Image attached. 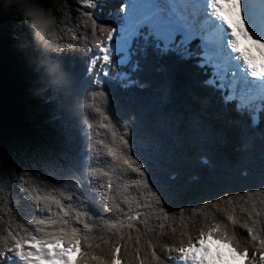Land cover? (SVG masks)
<instances>
[{"label":"trees","instance_id":"1","mask_svg":"<svg viewBox=\"0 0 264 264\" xmlns=\"http://www.w3.org/2000/svg\"><path fill=\"white\" fill-rule=\"evenodd\" d=\"M110 1L112 4L94 0V6H89L87 0H42L57 18L54 39L63 46L66 66L87 89L104 93L90 98L91 107L84 117L68 123L52 118L48 106L28 91L32 74L22 53L13 47L14 33H26L27 28L12 15L0 18V206L4 208L0 212V248L12 243L8 231L17 225L31 231L35 227L31 221L49 215L26 190L39 186L53 192L65 206L90 216L89 229L74 214L66 217L69 230H80L75 261L83 253L89 264H96L91 256L108 259L119 247L121 264H176L169 256L179 254L169 249L188 247L190 239L197 245L201 232L206 240L209 228L215 225L225 228L229 236L235 233L239 249L248 248L249 258L255 252L259 260L258 244L240 224L251 225L256 219L260 222L257 227L264 228V110L256 114L258 122L253 125L250 112L239 110L236 101L226 103L227 92L206 83L213 78V68L201 66L198 38L190 49L200 54L183 59L174 52L161 55L153 38L145 46L138 37L132 44V59L139 65L135 72L131 64L114 65L109 76L103 77L102 61L89 72L98 51L97 39L105 45L115 39L107 41L106 33L98 28L91 41L81 45L93 32L92 20L84 14L104 23L101 28L116 27L111 20H103L109 16L104 10L110 8L120 16L123 2ZM120 71L139 83L123 87L126 82L112 79ZM98 72L101 85L96 84ZM109 121L118 135L127 126L124 138L133 158L144 165L149 187L158 195L165 193L159 204L147 189L131 184L139 179L138 174L122 169L107 155L103 144H111L112 131L101 125ZM253 204L260 212L258 217ZM137 212L139 218L128 227L126 216ZM229 214L239 223L233 225ZM9 218L14 219L12 224ZM119 221L124 222L123 227L118 226ZM153 251L159 260L152 256Z\"/></svg>","mask_w":264,"mask_h":264},{"label":"snow or ice","instance_id":"2","mask_svg":"<svg viewBox=\"0 0 264 264\" xmlns=\"http://www.w3.org/2000/svg\"><path fill=\"white\" fill-rule=\"evenodd\" d=\"M87 2L89 6H94V0H87ZM120 13L122 15L119 16L117 27L99 28L101 33H106L107 41H113L114 34L116 38L114 43L106 45L97 39L95 49L98 51L90 61L89 72L97 66L98 61H102L100 69L103 77L109 76L110 68L114 65L122 67L131 64V70L135 72L139 65L138 61L132 59L133 41L142 37L146 46L150 38H153L155 49L161 55L174 52L181 58L188 59L202 53L201 66L210 65L213 68V78L206 83L214 85L218 81V87L227 92L224 96L225 102L236 101L239 110H246L252 114L253 125L258 122L256 114L264 110V4L255 0H248L247 3L245 0H141V2L127 0L126 5L120 9ZM84 15L92 20V30L95 33L96 21L91 18L90 13ZM197 38L200 40V53H194L190 49L191 42ZM88 51L92 52V48ZM112 79L126 82L123 87L139 83L132 80L129 73L125 71L117 72ZM102 83L101 73L98 72L96 84ZM140 86L143 87V85ZM97 111L100 110L97 109ZM101 116L104 120L108 119L103 113ZM101 126L108 127L112 131L111 144H103L107 155L112 157L122 169L138 174L139 179L132 180L131 184L147 189L148 194L159 204L161 195L165 193L161 192L158 195L149 187L144 165L133 158L129 142L124 138L127 134V126H124L123 135L117 134L111 121ZM103 175L108 176L107 173ZM107 187H111L110 177ZM26 190L37 207L49 215L31 221L30 223L35 225L31 231L23 225H17L16 229L8 231L7 235L12 243L7 248H0V264H43V261H48L49 264H89V260L83 253L78 261L70 258V253L79 251L81 236L78 228L69 230V219H66V217L72 218L74 214V219L83 223L85 229H89L90 226L87 223V219H90L89 214L77 211L71 205L65 206L53 192L44 191L39 186H32ZM249 195L252 194L249 193ZM65 199H71V197H65ZM105 199H108L107 193ZM228 199L231 201L232 198ZM116 206L119 207V205ZM139 206L137 204V207ZM147 206L144 205V207ZM252 207L258 217L260 212L255 211V204ZM160 211L163 212V208ZM241 211L245 209L242 208ZM0 212H4L2 206H0ZM139 216V212L135 216L128 214L126 216L129 221L128 227L131 228L133 225L130 222ZM249 218H252V213H249ZM228 220L233 225L239 223L233 214L228 215ZM13 222L14 219L9 218V224ZM259 223V220L252 219L251 225L240 224L241 228L247 230L251 240L258 244L259 260L255 252L249 258V249L244 248L242 251L239 249V244L235 241V233L229 236L226 229L219 225L209 228L206 234L207 240L203 238L205 233L201 232L197 241L199 247L190 239L188 247L170 248L169 252H177L179 255L169 256V259L184 261V264L189 262L191 264H232L237 256H243L247 264H264V228H258ZM123 224V221L118 222L119 227H123ZM48 226L57 230L46 231ZM112 226L117 227L116 224ZM160 226L163 227V224ZM213 237L216 243L222 242L227 246L226 252L220 248L213 251ZM119 252L120 248L117 247L111 258L91 256L90 260L95 261L96 264H121ZM152 256L156 260L160 259L155 251Z\"/></svg>","mask_w":264,"mask_h":264},{"label":"clouds","instance_id":"3","mask_svg":"<svg viewBox=\"0 0 264 264\" xmlns=\"http://www.w3.org/2000/svg\"><path fill=\"white\" fill-rule=\"evenodd\" d=\"M12 15L27 28L14 33L13 47L20 53L32 74L28 91L48 106L52 118L68 123L84 117L90 98L101 96L87 89L62 59V45L54 39L57 18L42 0H0V18Z\"/></svg>","mask_w":264,"mask_h":264},{"label":"rangeland","instance_id":"4","mask_svg":"<svg viewBox=\"0 0 264 264\" xmlns=\"http://www.w3.org/2000/svg\"><path fill=\"white\" fill-rule=\"evenodd\" d=\"M110 4H112V1H110V0H107ZM122 2H123V5H122V7H124L125 5H126V3H127V0H122ZM137 2H141V0H137ZM245 2L247 3L248 2V0H245ZM121 7V8H122ZM104 11H106L107 13H109V16H107V17H104V19L103 20H111L114 24H116L115 26L117 27L118 25H119V14H117V13H112V10L109 8H106ZM103 12V10H101L100 9V14ZM119 13H120V11H118ZM121 15H122V13H120ZM96 24H97V29L98 28H101L103 25H104V23H102V22H100V20L98 21V22H96ZM96 29V30H97ZM86 34L88 33V32H85ZM87 35H89V33L87 34ZM93 35V32H90V36H89V38H88V40H87V38H83L84 39V41H82V43H81V45H86V44H88L90 41H91V36ZM113 37H114V39L116 38V34H114L113 35ZM91 38V39H90ZM90 39V40H89ZM177 39H179V37H177ZM102 55V54H101ZM102 63V62H101ZM218 82V81H217ZM219 83V82H218ZM207 240V239H206ZM197 247H199V244H197ZM212 248H213V251H215L216 250V248H220V250H222V251H227V247L225 246V245H223V244H221V243H216L215 241H213L212 242ZM74 256H75V252H73V253H70V258L71 259H73L74 258ZM74 260V259H73ZM43 264H49V262L48 261H43ZM176 264H184V261H178ZM189 264H191V262H189ZM232 264H244L243 263V260H242V258L241 259H239L238 257H236V259L234 260V261H232Z\"/></svg>","mask_w":264,"mask_h":264},{"label":"bare ground","instance_id":"5","mask_svg":"<svg viewBox=\"0 0 264 264\" xmlns=\"http://www.w3.org/2000/svg\"><path fill=\"white\" fill-rule=\"evenodd\" d=\"M255 2H258L260 4H264V0H255Z\"/></svg>","mask_w":264,"mask_h":264}]
</instances>
